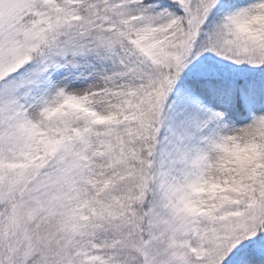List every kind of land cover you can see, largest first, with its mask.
<instances>
[{
	"label": "snow or ice",
	"instance_id": "snow-or-ice-1",
	"mask_svg": "<svg viewBox=\"0 0 264 264\" xmlns=\"http://www.w3.org/2000/svg\"><path fill=\"white\" fill-rule=\"evenodd\" d=\"M0 264H264V0H0Z\"/></svg>",
	"mask_w": 264,
	"mask_h": 264
}]
</instances>
